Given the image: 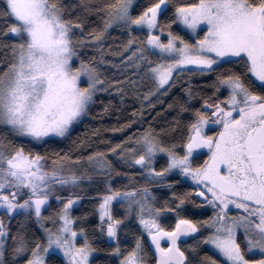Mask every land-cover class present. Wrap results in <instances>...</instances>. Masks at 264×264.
<instances>
[{
  "label": "snow or ice",
  "instance_id": "snow-or-ice-1",
  "mask_svg": "<svg viewBox=\"0 0 264 264\" xmlns=\"http://www.w3.org/2000/svg\"><path fill=\"white\" fill-rule=\"evenodd\" d=\"M0 264H264V0H0Z\"/></svg>",
  "mask_w": 264,
  "mask_h": 264
},
{
  "label": "trees",
  "instance_id": "trees-1",
  "mask_svg": "<svg viewBox=\"0 0 264 264\" xmlns=\"http://www.w3.org/2000/svg\"><path fill=\"white\" fill-rule=\"evenodd\" d=\"M142 2V0H141ZM122 33L119 30H114L112 33L113 37H120ZM109 43H119V40H112L110 39L108 41ZM111 58V57H109ZM116 69H112L109 73L110 75L115 73ZM193 82L194 83H200L198 77L193 76ZM181 89L178 87L175 91H172L168 93L167 95L159 96L155 99H150L149 101H146V104H154L155 107L149 111L147 108H145L144 112V122L151 120L152 117H156L155 125L157 127L165 126V122L170 120L174 115H176V109H168L169 103H178L177 97L179 96ZM98 99L102 100H111L113 101L114 107L112 111L104 116H98L97 112L98 109L94 108L92 110V116L85 118L83 123L78 126L73 132L72 135L69 137L67 141H64L60 144V147L65 148L71 147V142L76 139V137L83 136L85 133H91L92 130H95L97 128H100V132L98 133V136L94 139L103 140L105 138L112 139L113 141L122 139L123 136L118 133L111 132L112 126H117L119 124H122L126 119H132V109L137 108L139 109L141 107L140 98L136 97L134 95H129L125 98L124 102L121 103L119 100V96L115 93L111 95H104L102 97H98ZM196 106H199L198 103ZM127 133H125L126 135ZM207 153L205 152V155ZM159 164H163V161L160 160ZM171 179H176L175 176L170 177ZM123 182V181H121ZM184 187H188V185H184ZM154 191H159L158 189L154 188ZM167 191V190H163ZM89 201H85V205H89ZM191 207V205H189ZM191 241H187V243H190ZM207 250V249H205Z\"/></svg>",
  "mask_w": 264,
  "mask_h": 264
}]
</instances>
